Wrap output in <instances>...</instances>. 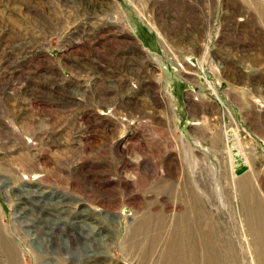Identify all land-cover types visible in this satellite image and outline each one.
<instances>
[{
    "label": "rangeland",
    "instance_id": "obj_1",
    "mask_svg": "<svg viewBox=\"0 0 264 264\" xmlns=\"http://www.w3.org/2000/svg\"><path fill=\"white\" fill-rule=\"evenodd\" d=\"M261 5L0 0V223L22 264H256L226 133L264 204ZM178 218L191 251L167 257Z\"/></svg>",
    "mask_w": 264,
    "mask_h": 264
},
{
    "label": "bare ground",
    "instance_id": "obj_2",
    "mask_svg": "<svg viewBox=\"0 0 264 264\" xmlns=\"http://www.w3.org/2000/svg\"><path fill=\"white\" fill-rule=\"evenodd\" d=\"M260 9L263 12L262 5H261ZM118 10L119 9L117 8L116 11L118 12ZM161 36L163 38V35H161ZM226 134L228 136L230 135V137H231V139H229L227 137L228 138L227 139V141H228V144H227L228 151L227 152L229 153L230 165L232 166L231 172H230V176L232 178H236L235 179L236 182L235 183L233 182V183L235 184V188L237 189L236 191L239 194V199H240V204H241L242 214H243L244 231L247 234V237L249 238L248 247L250 249V252H252L253 255H254V262L256 264H264V204H263L261 195L258 193V191L255 189V187L252 185V181L250 182L251 184L250 183H246L245 179H246V175L247 174L246 175L242 174L243 172L245 173L246 169H250V168H248L247 165L246 166H243L242 164L238 165V163L240 162L238 160L239 157L240 156H244L243 153L245 154V152H242L243 149H241V145H242L241 141L239 140L238 136H236V134L234 132H230L229 134L228 133H226ZM236 150H238L237 151V155L234 154V152H236ZM186 179H187V177H186ZM181 182L182 181H180L179 183L181 184ZM244 182H245V184H244ZM182 185H183V183H182ZM172 186H173V184H172ZM179 190H180V188H179ZM184 198H183V200H184ZM187 199H189V198H187ZM193 199L194 198H192L191 200H193ZM195 200H196V198L194 199V202H195ZM197 204H198V202H197ZM188 205H186V206H188ZM188 207H190V206H188ZM194 209L192 208V210H191V208H189V211L187 210L189 212L188 215H190L191 217L185 216L187 213H185V215H184V217H185V221L184 222H186V223L188 221L191 222V224L189 223L190 224V228H188V227H183V228H187L185 230H187L186 232H189V234H190V236L188 237V240L186 239L185 241H186L187 244H188V242L192 243V247H190V248L193 249L192 250V255H195L196 253H199L201 255V252L204 249L209 248L208 243L211 242V236H213V235H212V233H210L208 231H205V232L203 231V229H205V226L208 223L203 221L202 213L200 212V210L196 211ZM184 210H186V209H184ZM171 224H173V221L171 222ZM183 228H182L181 220L179 218L176 219L174 221V224L171 226L169 234H168L169 243H168L167 250L164 252L165 256L168 257V255H176V254L171 253V252H178V253L182 254L183 253V249H185V248L188 251H191L190 249H188L189 247L187 245L184 248V244H183L184 243V239L182 237L183 236L182 230L184 231ZM134 230H135V232L133 233V235L134 234L136 235L138 233L137 227H135ZM186 232H185V237L188 236V234L186 236ZM128 237L131 239L132 238V234H131V236L129 235ZM126 240H128V239H126ZM126 240L124 242H126ZM212 242L216 243V240L212 239ZM134 243H135V241H134ZM37 245L39 246V244H37ZM101 248H104V247H101ZM40 249H37L38 251L36 250L38 258H40L43 255L41 253L42 249L41 250ZM91 251H92V249H91ZM217 253H218V251L216 252V254ZM93 254H94V252H93ZM43 256L41 257V259L43 258ZM201 258H202V256H201ZM213 258H214V255H213ZM93 259H95V258H93ZM108 260H109V258H108ZM217 260L218 259H216L215 264H219V262ZM87 262H88V260H87ZM165 262L163 264H165ZM195 262H196V260H195ZM110 263H108V264H110ZM157 263L159 264V257L156 259V264ZM0 264H22V260L19 257V252H18L17 248L14 246L13 241L8 236L7 232L4 231L1 223H0ZM195 264H199V263L196 262Z\"/></svg>",
    "mask_w": 264,
    "mask_h": 264
},
{
    "label": "crops",
    "instance_id": "obj_3",
    "mask_svg": "<svg viewBox=\"0 0 264 264\" xmlns=\"http://www.w3.org/2000/svg\"><path fill=\"white\" fill-rule=\"evenodd\" d=\"M257 14H258V16H260V17H263L264 10H263V12H262L261 14H259L258 12H257ZM261 47H264V45H261ZM252 53H253V52H251V53L249 54V56H251V55H252ZM241 56H243V55H240V57H241ZM263 58H264V55H261V58H260V60H261V59H263Z\"/></svg>",
    "mask_w": 264,
    "mask_h": 264
}]
</instances>
